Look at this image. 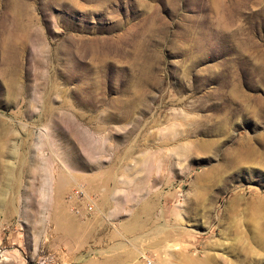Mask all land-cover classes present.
Instances as JSON below:
<instances>
[{"label":"rangeland","instance_id":"rangeland-1","mask_svg":"<svg viewBox=\"0 0 264 264\" xmlns=\"http://www.w3.org/2000/svg\"><path fill=\"white\" fill-rule=\"evenodd\" d=\"M0 264H264V0H0Z\"/></svg>","mask_w":264,"mask_h":264},{"label":"bare ground","instance_id":"bare-ground-1","mask_svg":"<svg viewBox=\"0 0 264 264\" xmlns=\"http://www.w3.org/2000/svg\"><path fill=\"white\" fill-rule=\"evenodd\" d=\"M160 231H161V230H160ZM160 231H159V232H160Z\"/></svg>","mask_w":264,"mask_h":264}]
</instances>
